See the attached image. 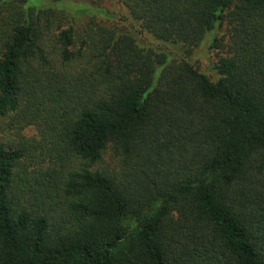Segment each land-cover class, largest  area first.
Returning a JSON list of instances; mask_svg holds the SVG:
<instances>
[{
    "label": "trees",
    "instance_id": "1",
    "mask_svg": "<svg viewBox=\"0 0 264 264\" xmlns=\"http://www.w3.org/2000/svg\"><path fill=\"white\" fill-rule=\"evenodd\" d=\"M90 1L0 15V264H264V0Z\"/></svg>",
    "mask_w": 264,
    "mask_h": 264
},
{
    "label": "rangeland",
    "instance_id": "2",
    "mask_svg": "<svg viewBox=\"0 0 264 264\" xmlns=\"http://www.w3.org/2000/svg\"><path fill=\"white\" fill-rule=\"evenodd\" d=\"M15 6H19L20 9L25 6L27 9L28 7H31L36 12L45 10L46 8H52L55 11H59L58 9H64L70 17H74L75 20L83 24L91 17L92 13L91 11L87 12L86 10H91L95 4L90 0H32L28 3H24L22 0H0V15H8L13 11H17L18 9L14 8ZM102 6L107 10L108 14H110V18L98 14L96 16L98 20L104 21L106 25H118L120 29L130 30L131 32L134 31L135 33L137 32L136 35L138 36L140 43L153 44V40H151L152 38H150V36L144 32L141 33L139 26H137V24L130 18L127 9L121 4L120 0H104ZM225 40H227V38H225ZM222 51H224V49H210L208 44L204 43L193 51L191 56H189V60L201 71L208 73L209 76H213L210 67L218 57L222 55ZM36 132L35 128H29L25 133L33 136ZM94 168L105 171L109 174H115L119 170L120 165L115 158V154L112 150H109L103 156V159L94 165Z\"/></svg>",
    "mask_w": 264,
    "mask_h": 264
}]
</instances>
